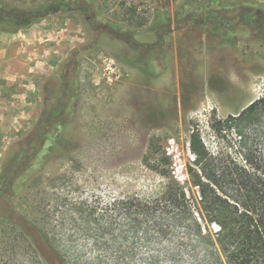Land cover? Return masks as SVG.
<instances>
[{
  "label": "trees",
  "instance_id": "1",
  "mask_svg": "<svg viewBox=\"0 0 264 264\" xmlns=\"http://www.w3.org/2000/svg\"><path fill=\"white\" fill-rule=\"evenodd\" d=\"M58 14L125 43L145 25L125 0H0V32L15 34ZM186 23L224 46L264 44V5L255 0H184L153 22L158 45L173 24ZM158 45L135 50L151 57ZM66 66L71 74L62 76L61 99L43 108L17 155L25 159L3 183L9 195H0V264H264V95L237 114L211 119L217 151L198 131L191 134L186 185L174 177L165 150L151 143L143 164L164 181L153 195L57 197L55 208L45 205L27 220V231L16 223L11 199L59 155L78 106V64Z\"/></svg>",
  "mask_w": 264,
  "mask_h": 264
},
{
  "label": "rangeland",
  "instance_id": "2",
  "mask_svg": "<svg viewBox=\"0 0 264 264\" xmlns=\"http://www.w3.org/2000/svg\"><path fill=\"white\" fill-rule=\"evenodd\" d=\"M183 1L125 0L145 19L131 43L95 33L64 14L49 18L68 30L78 27V39L60 62L33 79L35 90L28 103L27 88L0 94V195H9L3 183L25 159L17 155L26 150L27 132L45 106L61 99L62 76L71 74L66 65L78 64L79 102L59 155L11 199L13 220L26 231L27 220L40 217L45 205L55 208L57 197L91 202L96 197L106 201L159 191L164 181L143 164L151 143L165 150L174 177L186 185L191 134L198 131L206 147L217 151L211 119L237 114L264 95V44L224 46L204 29L186 23L173 24L158 45L153 22L160 13L172 15ZM255 1L264 5V0ZM136 45L158 46L149 57L136 51ZM107 61L112 68L108 72ZM15 70L27 73L21 66ZM25 112L31 117L25 118Z\"/></svg>",
  "mask_w": 264,
  "mask_h": 264
},
{
  "label": "crops",
  "instance_id": "3",
  "mask_svg": "<svg viewBox=\"0 0 264 264\" xmlns=\"http://www.w3.org/2000/svg\"><path fill=\"white\" fill-rule=\"evenodd\" d=\"M68 29L61 26L58 19L47 18L15 34L0 32V94L5 90L27 88L24 93L28 103V97L35 90L33 79L52 68L56 61L60 62L78 39V27ZM17 66L24 67L27 73L16 74ZM24 115L31 117L29 112Z\"/></svg>",
  "mask_w": 264,
  "mask_h": 264
},
{
  "label": "built area",
  "instance_id": "4",
  "mask_svg": "<svg viewBox=\"0 0 264 264\" xmlns=\"http://www.w3.org/2000/svg\"><path fill=\"white\" fill-rule=\"evenodd\" d=\"M107 62H108V61H107ZM110 65H111V63H109V62H108V63H107V66H106V69H105V70H106V72H108V71H111V70H112V68H111V66H110Z\"/></svg>",
  "mask_w": 264,
  "mask_h": 264
}]
</instances>
